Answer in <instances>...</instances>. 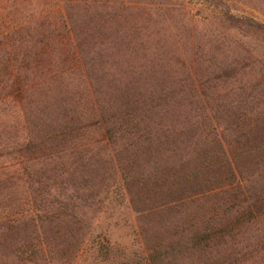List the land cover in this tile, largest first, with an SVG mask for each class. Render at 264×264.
<instances>
[{
  "label": "trees",
  "instance_id": "obj_1",
  "mask_svg": "<svg viewBox=\"0 0 264 264\" xmlns=\"http://www.w3.org/2000/svg\"><path fill=\"white\" fill-rule=\"evenodd\" d=\"M80 6L0 0V264H264V70L93 66Z\"/></svg>",
  "mask_w": 264,
  "mask_h": 264
},
{
  "label": "rangeland",
  "instance_id": "obj_2",
  "mask_svg": "<svg viewBox=\"0 0 264 264\" xmlns=\"http://www.w3.org/2000/svg\"><path fill=\"white\" fill-rule=\"evenodd\" d=\"M80 4L75 27L77 35L89 41L83 49L89 52L91 43L89 53L102 54L93 66L237 67L242 71L238 79L247 73L244 81L260 78L264 70V33L248 26L264 24V0H80ZM116 218L122 221L112 230L113 240L137 247L127 227L135 215L126 199L115 215L106 213L104 222L112 226Z\"/></svg>",
  "mask_w": 264,
  "mask_h": 264
}]
</instances>
